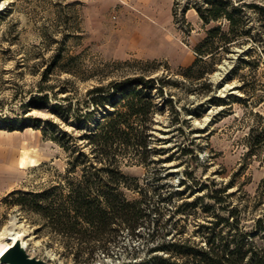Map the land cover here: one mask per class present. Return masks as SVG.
Listing matches in <instances>:
<instances>
[{
    "label": "rangeland",
    "instance_id": "rangeland-1",
    "mask_svg": "<svg viewBox=\"0 0 264 264\" xmlns=\"http://www.w3.org/2000/svg\"><path fill=\"white\" fill-rule=\"evenodd\" d=\"M186 1L180 2L176 14V0H0V109L5 112L20 110L60 47L80 54L83 68L98 74L70 84L80 97L100 76L109 81L144 70L177 80L158 97L165 110L157 115L153 131L164 150L155 157L163 160L125 166L152 190V207L162 205V223L169 227L183 216L175 213L177 206L204 193V184L232 183L230 191L244 187L254 193L264 187V143L254 150L251 146L254 130L264 131V61L259 65L243 61L242 57L255 59L259 53H249L252 43H239L198 68L214 69L205 78L185 76L183 68L197 59L196 46L206 34L195 7L183 14ZM70 76L56 69L50 82L61 91L62 80ZM65 94L60 92L57 98ZM171 98L173 104L167 101ZM51 107L28 114L52 118L83 142L80 134L92 130L113 106L98 107L87 122H67ZM0 122V232L22 230L31 255L50 264H78L68 253L66 237L9 195L15 189H40L64 179L69 152L43 128L11 130L3 119ZM24 149L34 157L25 168L19 164ZM170 155L173 159H168ZM161 194L170 198L161 201ZM157 215L153 212L152 218ZM198 216L202 214L194 218ZM151 232L149 226L139 235L125 230L110 253L99 248L90 264H120L147 256Z\"/></svg>",
    "mask_w": 264,
    "mask_h": 264
},
{
    "label": "trees",
    "instance_id": "trees-1",
    "mask_svg": "<svg viewBox=\"0 0 264 264\" xmlns=\"http://www.w3.org/2000/svg\"><path fill=\"white\" fill-rule=\"evenodd\" d=\"M181 1L176 0V14ZM191 7L204 20L206 34L196 46L197 59L183 68L189 79L205 78L214 69L198 68L239 43L250 42L249 53H259L255 59L242 57L243 61L258 65L264 61V0H187L183 14ZM79 55L60 47L43 71L39 87L25 96L20 110L12 108V114L0 109L7 128H43L69 152L64 179L40 189H15L9 194L17 196L15 202L60 231L78 264L93 263L99 248L110 253L125 230L139 235L145 226L152 228L150 253L120 264H264V187L254 193L244 187L230 191L232 183L221 187L204 184V193L177 206L175 213L183 216L169 227L162 223V205L152 207V190L125 170L127 165L163 160L155 157L164 150L157 145L153 131L157 115L165 110L158 97L165 96L166 88L177 80L170 74L153 75L144 70L109 81L100 76L80 97L70 84H75V78L89 80L98 74L85 70ZM56 69L71 74L62 80L61 91L50 82ZM60 92L66 94L57 98ZM167 101L173 104L172 98ZM108 104L113 107L95 127L80 134L83 142L52 118L28 114L52 105L50 110L67 122H87L98 107ZM263 143L264 131L255 129L252 150ZM159 197L161 201L170 198ZM153 212L158 213L156 219ZM198 214L202 217L195 219ZM191 219L195 226L190 232Z\"/></svg>",
    "mask_w": 264,
    "mask_h": 264
},
{
    "label": "water",
    "instance_id": "water-1",
    "mask_svg": "<svg viewBox=\"0 0 264 264\" xmlns=\"http://www.w3.org/2000/svg\"><path fill=\"white\" fill-rule=\"evenodd\" d=\"M1 262L8 264H50L46 259L31 255L22 240H17L0 257Z\"/></svg>",
    "mask_w": 264,
    "mask_h": 264
},
{
    "label": "bare ground",
    "instance_id": "bare-ground-1",
    "mask_svg": "<svg viewBox=\"0 0 264 264\" xmlns=\"http://www.w3.org/2000/svg\"><path fill=\"white\" fill-rule=\"evenodd\" d=\"M32 161H34L33 155L28 149H24L19 160L20 166L28 167ZM19 239L27 246V240L22 230L10 229L0 232V257Z\"/></svg>",
    "mask_w": 264,
    "mask_h": 264
}]
</instances>
